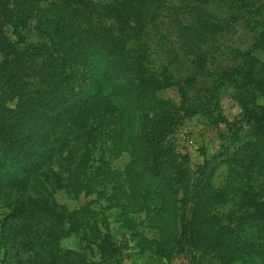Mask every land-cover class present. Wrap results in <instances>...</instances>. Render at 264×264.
Instances as JSON below:
<instances>
[{
	"label": "trees",
	"instance_id": "trees-1",
	"mask_svg": "<svg viewBox=\"0 0 264 264\" xmlns=\"http://www.w3.org/2000/svg\"><path fill=\"white\" fill-rule=\"evenodd\" d=\"M169 15L176 48L157 65L152 43ZM240 20L258 34L254 45L221 50L214 40ZM256 50L264 51V0H0V264H121L103 196L123 200L131 238L151 230L169 238L157 216L170 201L179 204L181 190L193 205L190 218L181 214L175 236L196 264H264V61ZM214 52L232 63L222 71L207 68ZM114 58L134 74L137 88L184 91L181 106L158 99L152 116L143 110L133 119L145 142L147 171L167 168L171 191L157 182L143 188L132 163L113 164L132 151L119 141L127 124L115 93L123 83L108 63ZM184 59L187 86L176 76ZM199 71L209 81L203 98L194 93ZM225 86L242 106L235 121L221 110ZM198 114L211 119L209 125L235 129L229 141L236 144L232 157L207 161L210 171L199 167L191 180L174 137L186 117ZM231 159L247 168L237 188L226 192L214 176L226 173ZM58 189L98 191L93 207L79 212L77 249L63 246L52 231L66 219L64 210L73 214L58 202Z\"/></svg>",
	"mask_w": 264,
	"mask_h": 264
},
{
	"label": "rangeland",
	"instance_id": "rangeland-1",
	"mask_svg": "<svg viewBox=\"0 0 264 264\" xmlns=\"http://www.w3.org/2000/svg\"><path fill=\"white\" fill-rule=\"evenodd\" d=\"M246 9L247 7L243 5L242 10L245 11ZM233 28L235 29L229 30L227 33L214 40V43L221 50H226L227 47H237L242 50H247L254 45L258 34L250 32L246 28L244 21H238L237 25ZM176 33V26L170 22L169 15V19L164 18V24L161 25L152 43V47H157L159 52L158 55H154L157 65H159L163 59L170 57V49L176 48ZM12 37L15 38V36ZM36 38L38 39V36ZM212 46V44H209L207 50L211 51ZM214 55L216 57L214 63L208 62L207 68L216 69L220 67L221 69H219V71H222L227 65L232 63L224 52H214ZM255 55L260 60L264 61V51L256 50ZM98 60L100 61L102 58L99 57ZM188 61L189 60L184 59V64L182 65L183 69L176 71L178 73L176 76L181 79L180 83L183 86L188 85L186 80L190 77L189 73H186L184 68ZM108 63L111 65L114 73L113 75L120 76L121 82L123 83V85L121 84L115 91L116 95L119 96L116 97V101L120 104L121 109H123L124 122L127 124L126 132L118 131V133L121 134L119 141L123 144L130 143L129 146L132 148V151L124 152L113 164L119 169H124L127 164L132 163V173H134L135 176L141 175L139 180L145 183L143 188H150V186L153 188V183L157 182L165 184V191L167 187H169L171 191V183H173L171 182L172 176L168 175L167 168L161 169L158 171V174H151L147 171L148 159L144 147L145 142L140 136V127H135L133 119H135V113H140L143 110V116L145 114L152 116L156 112V110L153 109L159 104L160 100L158 99H169L176 106H181L185 102L183 101L184 91L177 85H170L155 91L137 88L133 84L134 74L123 69V64L115 58ZM178 65L180 66V64ZM198 74L194 93H197L199 98H203L204 88L209 84V81L205 79L204 74H200V71ZM233 93V89L225 86L220 98L222 113L229 121L240 119L243 113L242 106L238 100L233 97ZM209 120L211 119H206L199 114L189 115L183 120L179 131L174 137L176 153L180 157L179 160L184 161L185 159L186 166L189 167L188 173L191 172V176L189 177L191 180L199 175L197 172L199 167H204L202 171H210L209 164H205L207 161L215 164L231 156L233 152L231 150L232 146L236 144L234 143V139L229 141L235 129L229 130V128H226L225 123L209 125ZM239 125L247 129V125L244 122L239 123ZM133 132L138 135H134ZM228 144L229 147H227V151L225 146ZM262 151L264 150L260 149L261 154ZM205 165L207 166L205 167ZM226 165H228L226 167V173L215 172L214 180L217 185H222L226 192H233L241 179L240 173H243L247 168L246 162L240 163L238 160L233 161L231 159ZM110 178L111 177H107L103 184ZM189 178L187 180H189ZM73 181L72 179L71 183ZM103 187L104 186H101L100 189L102 188L101 190H104ZM181 193L183 197L180 198L179 204L178 202L175 203L170 201V205H168V207L165 206L162 213L157 216V221L162 222L164 232L165 230H170L172 232L169 238H164V236L161 238L160 231L157 232L155 230L148 231L146 234L138 236L137 239L131 238L130 236L132 235L129 234L130 228L124 227H131L132 225L130 222L131 216L125 213L121 207V202L123 200L116 194L115 199H107L106 196H103L104 199L101 201L108 214L111 232L115 236V241L122 249L121 264H196L195 261H193L192 251L182 247L181 243H179V241L177 242V237L175 236V233L181 231L182 225L184 224V220L181 219V214H184L185 218H190L193 205L192 202L188 201V195L186 194L184 198V192L182 190ZM55 196L58 202L64 205L67 210L73 212V214L70 213L71 215H68L64 210V217L66 219H61L58 225L55 224L52 231L57 235L58 241H60L63 246L77 249L80 245L77 231L81 228L79 219L81 214H79V212L89 211L88 208L93 207L94 202L99 196L98 191L96 192L94 190L87 193L86 190H83L75 194L71 191H66V189H58ZM157 206L159 207L160 205L157 204ZM152 214L154 213L152 212ZM116 215H120L117 218H120L121 221L114 218ZM135 232L134 230V233ZM164 235L166 236L165 233ZM71 256L77 260L79 258L78 254H72Z\"/></svg>",
	"mask_w": 264,
	"mask_h": 264
}]
</instances>
